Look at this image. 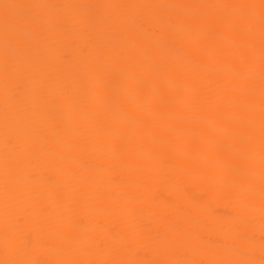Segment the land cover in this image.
Returning a JSON list of instances; mask_svg holds the SVG:
<instances>
[{"label": "bare ground", "instance_id": "6f19581e", "mask_svg": "<svg viewBox=\"0 0 264 264\" xmlns=\"http://www.w3.org/2000/svg\"><path fill=\"white\" fill-rule=\"evenodd\" d=\"M4 3L0 262L259 261L260 0Z\"/></svg>", "mask_w": 264, "mask_h": 264}, {"label": "snow or ice", "instance_id": "6c2138e0", "mask_svg": "<svg viewBox=\"0 0 264 264\" xmlns=\"http://www.w3.org/2000/svg\"><path fill=\"white\" fill-rule=\"evenodd\" d=\"M3 9L2 23L3 30L5 36V71H6V83H5V148L6 152L11 145V140L8 136L7 132V120H8V107L12 101L19 102L21 99V93L18 91L16 95H9V83L7 79V71H8V55H9V46L14 38H17L21 35L24 28L26 26L32 24H45L47 26H55L54 22L47 21L35 14L23 15L22 13L25 10H35L44 7H73V6H45V5H34V4H8L4 3L0 5ZM159 7V6H155ZM168 7H186L184 5H173ZM224 7H256L254 5H234V6H224ZM260 9V43H261V57H260V68H261V81H260V99H261V110H260V167H261V199L264 201V0H260V4L258 5ZM249 35H252L251 29L249 30ZM16 55L19 57H23L25 55L23 49H17ZM22 113L19 109L16 112V116L21 117ZM251 136L249 139L251 140ZM6 164H7V156H6ZM262 228H264V209H262ZM221 242L216 241L212 242V246H220ZM3 264V262H0ZM12 264H29V262L25 261H16L12 262ZM58 264H90L87 261H79V260H68L61 261ZM112 264H134V262L129 261H117L112 262ZM168 264H204V262L200 261H170ZM208 264H264V244L261 246V258L259 261L251 258H242V259H229V260H214L209 261Z\"/></svg>", "mask_w": 264, "mask_h": 264}]
</instances>
